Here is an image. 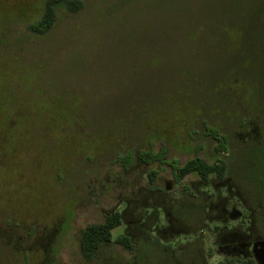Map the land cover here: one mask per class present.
<instances>
[{
    "label": "rangeland",
    "instance_id": "obj_1",
    "mask_svg": "<svg viewBox=\"0 0 264 264\" xmlns=\"http://www.w3.org/2000/svg\"><path fill=\"white\" fill-rule=\"evenodd\" d=\"M44 1L0 0V264H227L217 237L192 233L218 232L212 189L228 185L243 216L227 229L246 207L264 242V0H80L32 35ZM162 148L161 167L135 159ZM194 157L226 165L224 186L183 180L197 199L172 168ZM114 212L112 239L126 230L136 252L113 242L86 262L81 231Z\"/></svg>",
    "mask_w": 264,
    "mask_h": 264
},
{
    "label": "trees",
    "instance_id": "obj_2",
    "mask_svg": "<svg viewBox=\"0 0 264 264\" xmlns=\"http://www.w3.org/2000/svg\"><path fill=\"white\" fill-rule=\"evenodd\" d=\"M82 6L83 4L80 0H45L40 17L36 21L29 23L26 26V29L32 35L44 36L52 29V26L54 25L56 21V12L58 8H63L69 13H76L82 8ZM260 25L261 27L257 26L258 34H256V36H258V39H255L254 41H255V44L257 43L258 45H260V48H261L263 46V41H264V22ZM246 36H250V35L247 34ZM247 48L250 49L251 46H248ZM261 55L262 57L264 56V54H261ZM261 55L258 56V60L260 59V63L261 61L263 62L264 60V58L262 60ZM204 130L206 131L207 135L215 142L216 154L219 156L225 157V155L228 152L227 138L224 135L219 134L216 130L212 128H208L205 126ZM135 159L138 162L146 166L154 165L157 163L161 167L162 165L168 164V162H166V149L165 148H162L158 150L157 152H153L152 149L139 152L136 154ZM126 164L129 165L130 161L126 162ZM172 168H173V179H174L175 186L177 188L180 186V189L178 190L180 196H185V194L189 192V194H186V195L194 196V199L198 198V194H199L198 190L196 189L191 190L190 188L185 186L183 183V180L189 175H194L198 180L197 183H199L200 185H205V184L209 185V182H211V180L216 181V183H218L221 186H224L227 183L226 165L219 160H216L214 163L209 164L199 157H194L186 161L182 166L172 165ZM147 176H148L149 185L153 186L154 181H155L156 172L153 170H150ZM224 191H225V196H223V194H220V193L218 194L219 190L218 192H216L215 189L213 188L212 196L216 197V199L219 198V202L221 203L220 204L221 208L224 205L225 207L230 208L231 206H234V203H233L234 201H238V197L235 196L234 200L230 201L229 200L230 193L226 192L225 189ZM202 195L204 198H206L205 195L207 194H200L201 198H202ZM207 197L209 198L210 196L208 195ZM230 204L232 205L230 206ZM243 204L244 202L241 201L240 206L243 207L244 206ZM209 206L210 205H208L207 207ZM244 209H246V207ZM208 210H211V208L209 207ZM175 211H176V215L179 217H182L184 214H186V212L183 209H181V206L179 205L176 206ZM219 213H218V216H219ZM218 216L216 217L218 218ZM213 217L214 216H212L211 219ZM252 220L254 224L253 217H252ZM176 221H177V218L172 219V223H170V225L173 226ZM205 222L209 223L208 220H205ZM218 224L221 225L219 227L218 232H216L217 224L214 225L215 227L214 229L212 227H210L211 229H209L206 226L204 227V224H201V226L198 227L199 228L198 231L194 232V234L192 233V236L193 237L197 236L198 238L203 239L201 238L203 236L199 234L200 232L201 234H203V232L205 233L204 228H206L207 232L205 234L209 237L207 241H211L212 238L217 237L216 239H218V241L220 242V238L223 236L225 237V236H228L229 234H234V233L239 234L240 230L241 232H246V230L248 229L247 227L248 223L246 226L245 224L241 223L240 224L241 229H237V227L235 228L234 227L235 225L233 226V223L231 225V228L227 229L228 225L223 226L222 220H220ZM122 225H123L122 215L119 212H114L111 215L106 216L104 221L101 223L87 225L81 231L80 240H79V251H80L81 257L86 262H91L96 257V255L99 253L102 247L108 244H111L113 242L116 245H119L120 247L125 249L129 254H134L136 252L135 245L132 241V237L129 234H127L126 230L118 234L114 239H112V235H111L112 230ZM252 230L254 231L253 232L254 235L258 236L257 233L255 232L254 225H253ZM260 239L263 240V238H260ZM162 249L168 252L170 250V247L163 245ZM208 257L210 258V254ZM224 260L227 262V264H255V262L252 259L225 258Z\"/></svg>",
    "mask_w": 264,
    "mask_h": 264
},
{
    "label": "flooded vegetation",
    "instance_id": "obj_3",
    "mask_svg": "<svg viewBox=\"0 0 264 264\" xmlns=\"http://www.w3.org/2000/svg\"><path fill=\"white\" fill-rule=\"evenodd\" d=\"M226 192L230 193V187L227 186L225 188ZM230 209V210H228ZM245 215L243 218H248V223L249 225L247 226L248 229L246 230V232H241L239 234H229L228 236H223L220 238V243L222 244L220 246V248L222 250H224V255L222 256L224 259L225 258H230V259H239V258H243V259H252L254 261L253 258V245L256 243H259L263 240H261L260 238H258V236L254 235V231L253 229V220L252 217L254 216V211L251 209H245ZM237 214V215H236ZM220 217L222 218V224L223 226L226 225V221L227 218H229L230 221H232V219H235V216H238L239 218H242L243 214L238 212H235V208L234 206H231L230 208H227L224 206H222V208L220 209ZM239 218H237V220H235L234 222H238L234 227L237 229H241V223ZM123 222V221H122ZM234 224V223H233ZM141 226V225H140ZM170 221H167V227L166 229H168V231H170ZM126 227V226H125ZM256 248H254L255 250ZM257 250V249H256Z\"/></svg>",
    "mask_w": 264,
    "mask_h": 264
},
{
    "label": "water",
    "instance_id": "obj_4",
    "mask_svg": "<svg viewBox=\"0 0 264 264\" xmlns=\"http://www.w3.org/2000/svg\"><path fill=\"white\" fill-rule=\"evenodd\" d=\"M252 252L255 264H264V242L254 244Z\"/></svg>",
    "mask_w": 264,
    "mask_h": 264
}]
</instances>
